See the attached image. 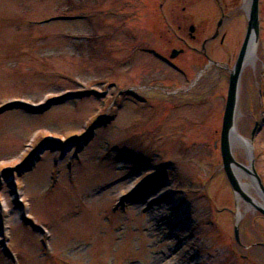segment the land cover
<instances>
[{"label":"rangeland","instance_id":"obj_1","mask_svg":"<svg viewBox=\"0 0 264 264\" xmlns=\"http://www.w3.org/2000/svg\"><path fill=\"white\" fill-rule=\"evenodd\" d=\"M137 1L0 0V264H264V214L229 180L218 112L246 0H227L228 35L212 46L224 70L209 61L185 79L128 48L125 5ZM168 78L185 80L177 98L209 88L205 101L162 112ZM236 124L252 145L234 156L264 183V6Z\"/></svg>","mask_w":264,"mask_h":264},{"label":"flooded vegetation","instance_id":"obj_2","mask_svg":"<svg viewBox=\"0 0 264 264\" xmlns=\"http://www.w3.org/2000/svg\"><path fill=\"white\" fill-rule=\"evenodd\" d=\"M203 2V0H165L158 3L154 1L152 4L140 0L136 5H125V36L136 39L135 44L138 46L137 49L135 44L128 48L152 56L153 63L151 60L143 61L142 65L145 67L151 68L153 65L157 70L163 62L179 73V76H184V79L188 72L194 69L199 72L209 61L214 65H220L224 70L225 62L213 58L215 54L212 46L217 44L223 46L225 43L228 35L225 21L231 15L230 3L227 0H213L212 5ZM263 6L264 0H259L260 22H262ZM141 11L146 13V16L135 15L141 14ZM127 58L129 59V55ZM173 80L164 79L163 85L160 86L165 93L164 96L172 97L169 103L163 104L162 112L171 113L172 109H177L180 105L191 103L190 105L198 106L205 101L209 88L202 86L187 96L177 98L184 89L182 84L185 80L180 85L175 84ZM158 82H161L160 79L157 80ZM135 87L130 85L126 88L128 95ZM220 92L222 109L218 112L219 115L224 116V88ZM134 96L139 98L135 94Z\"/></svg>","mask_w":264,"mask_h":264},{"label":"water","instance_id":"obj_3","mask_svg":"<svg viewBox=\"0 0 264 264\" xmlns=\"http://www.w3.org/2000/svg\"><path fill=\"white\" fill-rule=\"evenodd\" d=\"M247 11H248V17H249L247 34L243 42V45L241 47L237 61L234 67L230 70V83H229L227 103H226V109H225V114L223 118L222 133H221V151H222V157H223V165H224V168L226 169L227 175L229 177V180L234 190L237 193L240 192L249 201H252L251 196L243 192V190L241 189L238 178L236 177L235 172L233 170V165L235 164L236 166H240L246 171H248L250 174H252V176L254 177L257 183V186L262 192V195H264V183L262 181L260 174L255 168L253 159L251 162L253 169H249L247 165L243 164L242 162L238 161L235 158L231 150V146H230V134H231V130L235 126V121H236V113H237V107H238L239 81H240L241 71L246 61L247 51H248L251 40L253 39L257 42L259 38V34H260L259 0H250V5ZM14 106L16 107L23 106V107L30 109L33 112H43V110L47 108V107L45 108L35 107V106L21 103V102H18V103L13 102L10 105H7L6 108L14 107ZM255 132H256V127H254L252 131V137H254ZM254 205L256 206L258 210H260L264 214V206L259 205L257 203H254ZM235 235H236L237 241L241 243L240 228L238 225H236L235 227ZM261 244L264 245V242H261Z\"/></svg>","mask_w":264,"mask_h":264},{"label":"bare ground","instance_id":"obj_4","mask_svg":"<svg viewBox=\"0 0 264 264\" xmlns=\"http://www.w3.org/2000/svg\"><path fill=\"white\" fill-rule=\"evenodd\" d=\"M249 2L250 0H246V3H245L246 9L249 7ZM255 49H256V41L252 39L249 44L245 62L249 61L255 55ZM239 143H244L247 146L248 150L251 149L252 141L248 138H245L239 133L237 124L235 121V126L231 130V134H230V146H231V150L233 154H235L236 145ZM247 167L249 169H253V166L251 165V163L247 165ZM233 170L235 172L236 177L238 178V181L240 183V186L243 192L251 196L252 204L257 203L259 205L264 206V201H260L257 197H255V195L251 191V186L258 187L252 174H250L248 171H246L242 167L236 166L235 164L233 165ZM244 177H249V180H245ZM238 194L242 195L240 192H238ZM240 215H241V212L239 211V216Z\"/></svg>","mask_w":264,"mask_h":264}]
</instances>
